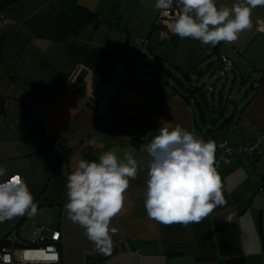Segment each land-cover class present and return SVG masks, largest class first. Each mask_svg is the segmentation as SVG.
<instances>
[{
  "label": "crops",
  "instance_id": "crops-1",
  "mask_svg": "<svg viewBox=\"0 0 264 264\" xmlns=\"http://www.w3.org/2000/svg\"><path fill=\"white\" fill-rule=\"evenodd\" d=\"M100 1L17 0L0 8V165L9 175L21 176L39 203L37 214L25 222L23 216L5 221L9 226L0 230V239L15 227L21 234L37 225L57 229L62 264H264V156L241 153L226 165L215 150L226 204L199 223L164 224L149 219L144 207L150 158L141 147L158 135L161 118L217 143L250 144L264 135V30L258 29L264 6L251 10V27L236 41L215 47L176 35L157 37L151 0H139L150 24L141 42L130 40L125 46L99 33L63 39L61 9L82 5L95 10ZM216 2L230 8L235 0ZM67 41L87 49L77 55ZM143 47L146 59L133 65ZM223 55L240 71L253 69L250 85L241 71L249 87L234 102L233 113L221 108L212 117L213 123L222 119L219 128L228 132L241 128L233 141L226 132L222 139L200 132L209 126L211 110L204 95L210 91L223 101V89L217 94L215 85L200 80L217 77V70L210 69L220 68L217 59ZM188 73L189 82L180 83ZM110 82L120 86L118 92ZM108 150L121 159L131 153L138 173L129 181L122 210L112 218L113 244L104 255L68 219L64 205L67 177L78 162L98 160Z\"/></svg>",
  "mask_w": 264,
  "mask_h": 264
},
{
  "label": "clouds",
  "instance_id": "clouds-1",
  "mask_svg": "<svg viewBox=\"0 0 264 264\" xmlns=\"http://www.w3.org/2000/svg\"><path fill=\"white\" fill-rule=\"evenodd\" d=\"M256 6H264V0H235L230 8L218 7L216 0L154 3L163 16L172 14L169 27L174 35L212 47L221 41L232 43L249 29L251 10ZM158 130L150 143L141 146L150 158L144 194L148 218L164 224L199 223L213 209L226 204L215 166V144L163 118ZM137 173V160L131 153L121 159L108 150L98 160L81 159L67 177L68 201L64 207L68 219L84 229L101 254H110L115 232L110 224L122 210L129 181ZM38 207L22 177L9 175L7 168L0 165V223L25 214L33 217ZM52 256V260L58 259Z\"/></svg>",
  "mask_w": 264,
  "mask_h": 264
},
{
  "label": "rangeland",
  "instance_id": "rangeland-1",
  "mask_svg": "<svg viewBox=\"0 0 264 264\" xmlns=\"http://www.w3.org/2000/svg\"><path fill=\"white\" fill-rule=\"evenodd\" d=\"M143 7L144 4L139 2V0H102L100 1V3H97L96 7H94L95 10L99 11V24L97 28H95L94 23H87V25H85V27L80 30L79 34L85 37L89 33H99V35L102 34L103 36H108L109 38L114 39L115 42H122L124 45L128 42H131L130 40H132L131 44L136 43V40H141V35L147 32L146 28L150 25L147 24L148 14H146L147 12L144 11L146 9ZM136 8H138L139 12L136 11ZM152 25L153 24H151L149 32L152 29ZM128 29H131V33L130 30L128 32ZM155 32V35H157L158 37L159 31L155 30ZM234 67V71H228L221 64L220 68H217V66L215 65L214 67H211L210 70L215 68L217 70V77L213 79L205 78L200 80V84L206 85L207 87L208 84L215 85L217 94L219 93L220 89H223L222 102H220V98L218 97V95H214L215 97L213 99L211 95L212 93L210 91H208L207 94L211 102L209 126L202 127L200 132H202L201 134L206 136V138L208 139L212 138L213 134H215L216 138L222 139L224 137V132H226L225 136L229 137L230 141L236 140L239 136V133L237 131L241 128H231L230 132H228V129L219 128L222 119L218 118L219 121L218 123L214 122L215 124L212 122V117H217L220 115L221 108H225L228 115H231L233 113L232 109L234 106V102L241 100L244 92L249 87L248 85H250L253 80L249 79L251 76H253L251 75V73H253L252 68L248 69L247 67L246 70H241L242 72H244V78L247 79V85L246 83L242 82L243 79L241 71L233 65V68ZM195 82H197V80ZM8 226L9 223H0V230L2 232H5L4 230H7L6 228ZM23 232L26 231L24 230Z\"/></svg>",
  "mask_w": 264,
  "mask_h": 264
},
{
  "label": "built area",
  "instance_id": "built-area-1",
  "mask_svg": "<svg viewBox=\"0 0 264 264\" xmlns=\"http://www.w3.org/2000/svg\"><path fill=\"white\" fill-rule=\"evenodd\" d=\"M151 1L155 3V0ZM176 7L174 3L173 10ZM155 12L154 28L159 31L160 37L167 39L174 35L169 27L172 22V14L163 16L156 8ZM258 29L264 30L263 20L258 21ZM147 55V48H141L133 60V65L143 62ZM221 62L222 66L228 71L233 69V60L231 58L223 55ZM110 87L115 92L120 89V86L113 82H110ZM263 140L264 135L258 136L250 144H231L228 141H222L217 143V150L224 164L231 165L236 162L237 155L241 153H248L252 158L264 156V151L260 149V144ZM61 241L62 233L57 229L37 225L28 234H21L18 228H14L4 239L0 240V264H62ZM52 255H56L58 259H47V257Z\"/></svg>",
  "mask_w": 264,
  "mask_h": 264
},
{
  "label": "trees",
  "instance_id": "trees-1",
  "mask_svg": "<svg viewBox=\"0 0 264 264\" xmlns=\"http://www.w3.org/2000/svg\"><path fill=\"white\" fill-rule=\"evenodd\" d=\"M16 1L17 0H3L0 2V8H3L7 5H10ZM98 12L99 11H97V10H91L85 6H82V5H77L74 7H63L61 9L59 16H58V24H59L60 30H61L60 35L63 38L64 36H67L68 34H79L80 30L82 28H84L85 25H87V23L88 24L94 23L95 28H97V26L99 24V17H98L99 13ZM154 25H155V22H154ZM63 39H65V38H63ZM67 44H68L70 51L76 52V50H77V55H82L83 52L87 49V46H80L75 42L67 41ZM126 45L127 44H125V46ZM78 51H79V53H78ZM221 57L222 56H220L217 60L219 61V64L222 65ZM189 79H191L190 73L184 74V77L182 78L180 83L185 84V83L189 82L188 81ZM177 87H179V86L177 85ZM204 96L206 97V101H207L208 100L207 94H205ZM201 98H203V97H201ZM210 141L214 142L215 150L218 151L217 150V142L213 139ZM70 154H71V151L66 153L65 158H68L70 156ZM263 189H264V187H262V190ZM28 217L29 216L27 214H25L22 217L21 222H25L28 219ZM15 228H18V227H15ZM2 239H4V238H2ZM2 239H0V240H2ZM237 260H238V262H241L242 259L238 258Z\"/></svg>",
  "mask_w": 264,
  "mask_h": 264
},
{
  "label": "snow or ice",
  "instance_id": "snow-or-ice-1",
  "mask_svg": "<svg viewBox=\"0 0 264 264\" xmlns=\"http://www.w3.org/2000/svg\"><path fill=\"white\" fill-rule=\"evenodd\" d=\"M47 259H55V257L54 256H49V257H47Z\"/></svg>",
  "mask_w": 264,
  "mask_h": 264
}]
</instances>
